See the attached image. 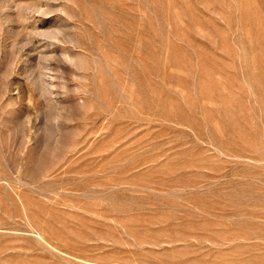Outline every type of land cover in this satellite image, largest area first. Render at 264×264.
Here are the masks:
<instances>
[{"label":"rangeland","instance_id":"obj_1","mask_svg":"<svg viewBox=\"0 0 264 264\" xmlns=\"http://www.w3.org/2000/svg\"><path fill=\"white\" fill-rule=\"evenodd\" d=\"M0 264H264V0H0Z\"/></svg>","mask_w":264,"mask_h":264}]
</instances>
